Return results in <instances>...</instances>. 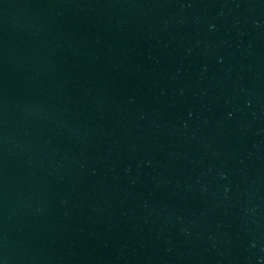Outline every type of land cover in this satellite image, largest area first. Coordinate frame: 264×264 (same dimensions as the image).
<instances>
[{
    "label": "water",
    "instance_id": "95a60500",
    "mask_svg": "<svg viewBox=\"0 0 264 264\" xmlns=\"http://www.w3.org/2000/svg\"><path fill=\"white\" fill-rule=\"evenodd\" d=\"M0 264H264V0H0Z\"/></svg>",
    "mask_w": 264,
    "mask_h": 264
}]
</instances>
